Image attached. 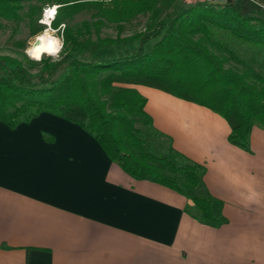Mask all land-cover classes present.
<instances>
[{
    "label": "crops",
    "instance_id": "obj_1",
    "mask_svg": "<svg viewBox=\"0 0 264 264\" xmlns=\"http://www.w3.org/2000/svg\"><path fill=\"white\" fill-rule=\"evenodd\" d=\"M134 86L154 127L205 166L194 193L222 221L195 218L185 195L132 177L78 123L43 111L0 120V264H264V126L245 150L211 108Z\"/></svg>",
    "mask_w": 264,
    "mask_h": 264
},
{
    "label": "trees",
    "instance_id": "obj_2",
    "mask_svg": "<svg viewBox=\"0 0 264 264\" xmlns=\"http://www.w3.org/2000/svg\"><path fill=\"white\" fill-rule=\"evenodd\" d=\"M236 1L195 0L163 14L160 0H50L59 4L53 27L65 26L62 51L56 59L31 60L39 66L35 71L16 57L0 55V120L14 128L51 111L76 122L122 170L192 198L194 204L185 206L192 216L220 223L212 196L194 193L205 166L177 151L171 138L154 127L145 110L147 98L134 85L204 104L228 121L229 141L250 150L252 127L264 126V6L243 11ZM20 2L0 0V15L15 16ZM88 4L98 7L99 18L76 28L65 23ZM145 13L151 18L145 30L90 36L104 19L130 21ZM39 30L33 27L32 33ZM151 39L153 46L146 50ZM130 41L136 47L128 54L95 58L105 46ZM227 61L241 66H226ZM178 171L181 178L174 175Z\"/></svg>",
    "mask_w": 264,
    "mask_h": 264
},
{
    "label": "rangeland",
    "instance_id": "obj_3",
    "mask_svg": "<svg viewBox=\"0 0 264 264\" xmlns=\"http://www.w3.org/2000/svg\"><path fill=\"white\" fill-rule=\"evenodd\" d=\"M21 6L17 10V14L15 16H3L0 15V55H8L12 57H16L20 59L24 65L28 66L32 71L37 69L38 64H32L30 56L27 54L26 50L28 47L37 41L36 37L42 35L46 29L49 28L48 24H42L40 21L44 18V10L48 6H52L56 4V12L58 9L57 3H51L50 0H20ZM195 0H160V5L162 6L163 14L164 13H173L176 9H179L183 3L191 2ZM238 4L241 6L243 11H248L252 8H255L253 4L264 6V2L262 0H237ZM56 15V13H55ZM101 15L98 14V7L93 4H88V6H84L78 12L73 14L71 17L65 19V23L70 26L76 28L81 25L82 21L89 20L94 21L99 18ZM31 20L33 23H31ZM51 19V31L50 33L56 36L59 41L63 45V35L61 25L55 28L52 25ZM150 13L140 14L136 18L131 19L130 21L123 22H110L106 19L102 20V25L100 30H95V27L92 28L91 35L94 39L97 38V35L100 36H125L130 35L132 33L145 30L147 25L150 23ZM40 29L37 33H32V28ZM154 39H151L146 44V50H150L153 46ZM136 42L130 41L121 44H113L105 46L101 48L95 55V58H106V57H114L118 55H124L135 50ZM62 51V47L60 52L58 53V57ZM42 54V57H48L47 53ZM54 59L56 57L50 56ZM226 66L240 67V64H237L234 61H227ZM138 125L143 127L142 123L138 122ZM144 128V127H143ZM154 136V137H153ZM152 137L162 141L164 144L167 143V139L164 136L157 135L154 133ZM160 149L157 147V150ZM179 178L182 177V174L178 171V173L174 174ZM188 198V202L189 203ZM193 200V199H192ZM191 205L193 203H189Z\"/></svg>",
    "mask_w": 264,
    "mask_h": 264
},
{
    "label": "clouds",
    "instance_id": "obj_4",
    "mask_svg": "<svg viewBox=\"0 0 264 264\" xmlns=\"http://www.w3.org/2000/svg\"><path fill=\"white\" fill-rule=\"evenodd\" d=\"M56 7L57 6H53L50 9H45L44 18L40 21V23L42 24L49 25V28L46 29L42 35L36 37V39L41 41V43L38 46H33L26 50L30 58L36 61H40L42 58V54L44 53L59 58L58 53L61 50L62 43L59 40H57L54 36L49 35V33L53 31L50 25H51V19L55 17ZM63 27L65 26L61 25V28Z\"/></svg>",
    "mask_w": 264,
    "mask_h": 264
},
{
    "label": "bare ground",
    "instance_id": "obj_5",
    "mask_svg": "<svg viewBox=\"0 0 264 264\" xmlns=\"http://www.w3.org/2000/svg\"><path fill=\"white\" fill-rule=\"evenodd\" d=\"M49 35H52V34L49 33ZM52 36H54V35H52ZM54 37H55L57 40H59L56 36H54ZM40 43H41V41L37 40V41H35L33 44H31V45L28 47V49L31 48V47H33V46H38Z\"/></svg>",
    "mask_w": 264,
    "mask_h": 264
},
{
    "label": "built area",
    "instance_id": "obj_6",
    "mask_svg": "<svg viewBox=\"0 0 264 264\" xmlns=\"http://www.w3.org/2000/svg\"><path fill=\"white\" fill-rule=\"evenodd\" d=\"M53 6H57L56 4H53L52 6H48V7H46L45 9H50V8H52ZM44 15H45V10H44V13H43Z\"/></svg>",
    "mask_w": 264,
    "mask_h": 264
},
{
    "label": "water",
    "instance_id": "obj_7",
    "mask_svg": "<svg viewBox=\"0 0 264 264\" xmlns=\"http://www.w3.org/2000/svg\"><path fill=\"white\" fill-rule=\"evenodd\" d=\"M218 1H226V0H218ZM189 203H193V200L189 199Z\"/></svg>",
    "mask_w": 264,
    "mask_h": 264
}]
</instances>
